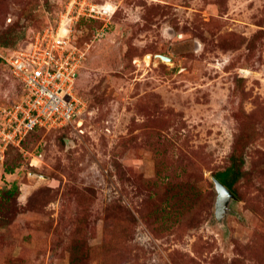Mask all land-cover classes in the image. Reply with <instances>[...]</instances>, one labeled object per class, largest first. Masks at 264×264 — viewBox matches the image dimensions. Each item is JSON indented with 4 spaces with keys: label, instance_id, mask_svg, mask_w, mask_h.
Returning <instances> with one entry per match:
<instances>
[{
    "label": "rangeland",
    "instance_id": "1",
    "mask_svg": "<svg viewBox=\"0 0 264 264\" xmlns=\"http://www.w3.org/2000/svg\"><path fill=\"white\" fill-rule=\"evenodd\" d=\"M69 5L0 0V56L58 26ZM90 6L97 16L71 33L86 50L82 125L0 142V264H72L74 251L78 264H264V0L73 10ZM23 87L1 60L0 124ZM233 154L244 159L238 196L217 216L212 176Z\"/></svg>",
    "mask_w": 264,
    "mask_h": 264
},
{
    "label": "built area",
    "instance_id": "2",
    "mask_svg": "<svg viewBox=\"0 0 264 264\" xmlns=\"http://www.w3.org/2000/svg\"><path fill=\"white\" fill-rule=\"evenodd\" d=\"M71 0L58 26L39 31L30 46L1 55L24 86V97L3 111L0 142L18 145L36 128L57 129L78 121L88 103L76 92V82L85 60L86 50L72 38L73 20L82 15L97 16L90 6L74 11Z\"/></svg>",
    "mask_w": 264,
    "mask_h": 264
},
{
    "label": "trees",
    "instance_id": "3",
    "mask_svg": "<svg viewBox=\"0 0 264 264\" xmlns=\"http://www.w3.org/2000/svg\"><path fill=\"white\" fill-rule=\"evenodd\" d=\"M12 42H13L12 39H9L8 41L5 39V40H2L1 41V45H5L6 46V45H9V43H12ZM12 45H14V42H13ZM1 60L3 61V59H0V61ZM22 87H23V84H22ZM23 89H24V87H23ZM76 90L79 92L78 87H76ZM23 93L24 92L22 90V95H23ZM9 106H11V105H9ZM40 129H46V128H36V129L30 131L29 134L23 139V141L26 140V138L30 134H32V133H34V132H36L37 130H40ZM231 162L232 163H231L230 166H228L224 170H221V171L216 172L214 174V176L216 178H218L221 182H223L227 187H229V189H231V191L236 196H238L237 190L235 188V184L240 180L241 176L243 175L242 165L244 163V159L242 157H239V156L237 157L235 154H233L231 156ZM5 171L6 172H9V173H12L14 171V168L11 167V166H9L8 164H6ZM17 190H19V187H18L17 184H14L13 187H11L9 190L6 191V194L8 196H10V197L12 195V197H13L16 194V191ZM10 197H7V198H10ZM79 262H80V257L78 256V253L74 251V256H73L72 264L73 263L74 264H78Z\"/></svg>",
    "mask_w": 264,
    "mask_h": 264
},
{
    "label": "water",
    "instance_id": "4",
    "mask_svg": "<svg viewBox=\"0 0 264 264\" xmlns=\"http://www.w3.org/2000/svg\"><path fill=\"white\" fill-rule=\"evenodd\" d=\"M164 59L170 60V57L161 56ZM216 190L218 192L216 200V214L219 216L223 211L224 207L229 203L231 199H237V196L227 187L223 182H221L215 176H212Z\"/></svg>",
    "mask_w": 264,
    "mask_h": 264
},
{
    "label": "bare ground",
    "instance_id": "5",
    "mask_svg": "<svg viewBox=\"0 0 264 264\" xmlns=\"http://www.w3.org/2000/svg\"><path fill=\"white\" fill-rule=\"evenodd\" d=\"M110 8L107 7V10H109Z\"/></svg>",
    "mask_w": 264,
    "mask_h": 264
}]
</instances>
